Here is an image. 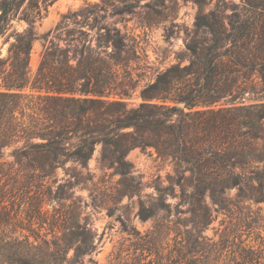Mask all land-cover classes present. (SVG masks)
<instances>
[{
	"label": "trees",
	"instance_id": "1",
	"mask_svg": "<svg viewBox=\"0 0 264 264\" xmlns=\"http://www.w3.org/2000/svg\"><path fill=\"white\" fill-rule=\"evenodd\" d=\"M54 1L0 0V38L13 39L0 57V190L44 188L24 216L11 214L0 195V228L18 230L0 234V264L92 262L97 233L69 192L85 178L75 172L54 191L51 185L54 170L65 161L87 167L96 143L101 168H111L117 186L128 194L140 185L126 159L130 150L152 147L168 162L172 174L157 187L159 211H169L166 191L176 188L204 220L206 192L219 210L228 209L231 188L242 199L264 201V26L255 31L258 24L248 25L244 13H232L227 23L214 11L199 13L194 28L204 35L185 44L188 63L179 60L157 73L134 104L115 67L126 52L124 35L115 27H102L94 47L72 30L62 46L49 41L30 78L33 25ZM107 2L79 13L112 6ZM249 2L264 15V0ZM12 19L25 21L27 28L10 30ZM98 42L109 52L98 50ZM6 149L10 161L3 159ZM43 199L60 204L49 214L41 210ZM147 211L140 205L142 220L151 216ZM34 223H47L49 231L35 232Z\"/></svg>",
	"mask_w": 264,
	"mask_h": 264
},
{
	"label": "rangeland",
	"instance_id": "2",
	"mask_svg": "<svg viewBox=\"0 0 264 264\" xmlns=\"http://www.w3.org/2000/svg\"><path fill=\"white\" fill-rule=\"evenodd\" d=\"M105 1L112 6L96 9L91 15L87 12L81 15L79 10L92 4L101 5V0H55L48 7L33 25L28 63L31 79L37 71L43 47L49 41L62 46L65 40L72 38L68 33L72 30L74 37L94 47L102 27H115L124 35L126 43L123 64L115 66L118 78L124 79L129 87L128 101L137 104L141 88L153 81L157 73L179 60L181 65L188 63L185 44L193 36L204 35L197 34L194 28L199 13L214 11L225 17V23L232 13H244L249 18L248 25L250 22L258 24L255 31L264 26V15H258L259 10L248 4L255 0ZM74 12L78 14L71 16ZM10 24V30L27 28L23 20L12 19ZM5 39V36L0 38V57L6 55L13 40L12 37ZM98 44V50L109 52L102 42ZM100 148L99 143L94 145L85 168L71 160L57 167L51 185L54 191L67 180L74 179L75 172L85 178V182L72 186L69 192L80 201L82 216L97 233L98 247L89 264H264V201L254 203L242 199L237 197V189L231 188L226 193L228 209L219 210L206 192L203 200L208 217L204 220L201 212L196 210L195 215L189 210L176 188L166 191L169 211L162 212L157 210V187L165 186L166 175L172 174L168 162L158 158L152 147L130 150L126 159L132 162L140 185L138 192L128 194L117 186L118 175L113 174L111 168H101ZM3 159L11 160L8 149ZM42 191L44 188L6 186L0 190V195L11 214L17 211L24 216L27 208L36 206V195ZM190 192L187 189L185 193L189 195ZM59 204L53 199H43L41 210L50 214ZM175 204L178 205L175 207ZM140 205L149 210L145 213L151 214L145 220L139 217ZM32 228L40 234L49 231L47 223L42 227L34 223ZM13 231L18 232L12 227L0 228V234Z\"/></svg>",
	"mask_w": 264,
	"mask_h": 264
}]
</instances>
